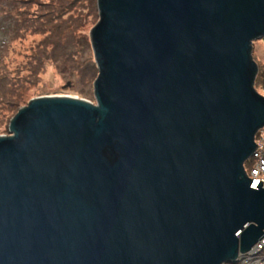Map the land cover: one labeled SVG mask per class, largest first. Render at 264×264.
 Listing matches in <instances>:
<instances>
[{
  "label": "water",
  "instance_id": "1",
  "mask_svg": "<svg viewBox=\"0 0 264 264\" xmlns=\"http://www.w3.org/2000/svg\"><path fill=\"white\" fill-rule=\"evenodd\" d=\"M94 103L0 132V264H230L264 240V0H97Z\"/></svg>",
  "mask_w": 264,
  "mask_h": 264
},
{
  "label": "rangeland",
  "instance_id": "2",
  "mask_svg": "<svg viewBox=\"0 0 264 264\" xmlns=\"http://www.w3.org/2000/svg\"><path fill=\"white\" fill-rule=\"evenodd\" d=\"M98 20L97 0H0V132L34 98L68 94L94 103L98 70L90 31ZM251 54L261 95L263 38L252 42Z\"/></svg>",
  "mask_w": 264,
  "mask_h": 264
},
{
  "label": "built area",
  "instance_id": "3",
  "mask_svg": "<svg viewBox=\"0 0 264 264\" xmlns=\"http://www.w3.org/2000/svg\"><path fill=\"white\" fill-rule=\"evenodd\" d=\"M261 92H262L261 95L264 96V87H262ZM255 144L257 145V147L255 148L251 156V160H249L251 163L249 166V170L246 172L250 179H253L256 181H262V185H264V128L260 129L256 133ZM252 250H257L258 255L260 256L261 254L260 243L257 244ZM243 259H244L243 263L246 262L245 264H253V263H250L251 258H248V253L243 255Z\"/></svg>",
  "mask_w": 264,
  "mask_h": 264
},
{
  "label": "bare ground",
  "instance_id": "4",
  "mask_svg": "<svg viewBox=\"0 0 264 264\" xmlns=\"http://www.w3.org/2000/svg\"><path fill=\"white\" fill-rule=\"evenodd\" d=\"M264 248V240L260 242V249ZM259 257L260 259H257ZM248 258H251V263L253 264H264V257L258 256L257 250H251L248 252ZM239 260L243 262V255L239 257Z\"/></svg>",
  "mask_w": 264,
  "mask_h": 264
}]
</instances>
